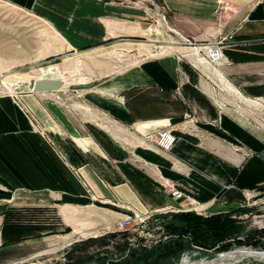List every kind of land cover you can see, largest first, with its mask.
Wrapping results in <instances>:
<instances>
[{"label": "crops", "instance_id": "0c3cea01", "mask_svg": "<svg viewBox=\"0 0 264 264\" xmlns=\"http://www.w3.org/2000/svg\"><path fill=\"white\" fill-rule=\"evenodd\" d=\"M8 1L51 19L70 47L92 45L111 34H144L138 25L130 27L126 23L141 15L132 7L95 0ZM137 1L159 5L178 29L195 41L224 37L225 61L220 62V75L232 90L221 89L219 95L211 87L208 90L201 83L198 86L205 89V98L227 96L233 103L212 102L207 107L196 91L184 88L185 99L195 100L201 107L196 125L206 137L200 139L183 129L189 112L178 101L169 100L167 114L165 99L158 103L156 111L136 114V98L129 95L130 91L156 88L159 98L168 99L175 87L174 61L148 60L120 73L114 81L99 86L95 94L88 96L107 113L109 137L97 136L95 141L67 117L57 118L60 129L46 126V132L65 156L66 165L30 131L18 109L8 99L0 98V226L9 208L70 209L87 204L86 208L94 209L96 199H102L111 209L105 217L107 224L133 211L143 214L146 210H167L172 202L157 191L149 170L140 173L124 163L127 154L118 141L121 136L118 132L125 140L128 137L135 142L132 153L144 165L154 168L164 179L190 185L194 192L192 199L202 205L206 215L245 204L242 199L249 189L261 192L264 200V132L238 109L241 103L255 110L251 99L264 101V0ZM167 127L173 129L175 138L169 156L184 163L179 172L171 169L169 156L138 140ZM228 142L238 143L254 155L242 159L228 148ZM54 201H59L60 206L54 205ZM113 201L121 205H110ZM101 223L98 220L96 224ZM10 248H1L0 254ZM30 253L24 257L32 258ZM5 257L0 264L22 262L16 256H7L6 260ZM9 257L12 260H7Z\"/></svg>", "mask_w": 264, "mask_h": 264}, {"label": "rangeland", "instance_id": "374dc122", "mask_svg": "<svg viewBox=\"0 0 264 264\" xmlns=\"http://www.w3.org/2000/svg\"><path fill=\"white\" fill-rule=\"evenodd\" d=\"M95 1L132 7L139 11L141 15L133 20L134 23L131 20L126 23L128 22L130 27L138 25L144 30V34L138 36L111 34L92 45L70 47L52 24L51 19L38 15L36 11L14 5L8 0H0V98L8 99L28 122L30 131L47 144L60 161L68 165L65 156L46 132V126L53 125L56 130L60 129L57 118L67 117L76 128L79 125L84 129L83 134L95 141L97 136L109 137L107 113L102 106L91 102L88 96L95 94L99 86L114 81L120 73H124L131 67L152 59L171 58L174 61L175 78V87L170 93L171 97L159 98L156 88L155 90L138 88L130 91L129 95L133 99L136 98L135 112L137 114L138 111L142 115L156 111L158 103H162L165 99L164 113L167 114L168 106L171 105L169 100L178 101L189 112L183 129L197 139L206 137V133L196 125L201 107L195 100L185 99L183 90L188 88L196 91L204 106L207 107L212 102L233 103V100L227 96L205 98V89L198 86L201 83L208 90L211 87L213 92L219 95L221 89L232 90L231 86L224 85L219 79L222 65L206 63L204 51L197 52L196 48L207 43L221 41L224 37L195 41L178 29L176 22L170 18L166 10L152 1ZM193 53L196 54L193 55ZM196 58H201L202 65L197 63ZM50 77L64 80V82L59 80L61 86L57 91H33L36 80L52 79ZM240 99L244 100L242 97ZM251 101L256 106L255 110L241 103L238 109L264 132V101L260 98L251 99ZM169 129L173 132L171 127ZM128 131L134 133L133 129L128 128ZM118 135H121L118 141L127 154L125 157L127 161L123 160V162L140 173L148 169L157 191L170 198L172 205H169L167 210H146L143 214L133 211L130 215L123 216V218L132 217L136 213L145 218L140 223L132 220L131 227L128 226L124 230H119L116 224L123 218L117 219L112 224L105 222L107 211L111 209L101 202L102 199H96L98 202L94 201L96 203L94 209L86 208L87 204L77 205L79 208L70 209L60 207L9 208L6 211L7 217L4 218L6 212L2 216L0 249L12 248L9 250L11 252L8 250L1 252L0 262L4 260V256L12 258L16 256L17 261L22 260L16 264H141V257L161 253L163 245L172 240L184 241V248L174 264L179 261L181 263L182 257H186L190 262L210 263L239 250L264 252V200L259 195L261 192L249 189L244 192L245 196L242 199L245 204L206 215L204 209L201 208L202 205L192 199L194 192L190 185L159 176L156 171L152 170L154 168L150 169L149 165H144L132 153L135 149L132 148L135 142L128 137L126 141L121 132H118ZM154 135H145L142 139L139 137L138 140L141 143H143L142 140L145 141L144 144L151 145L169 156L170 150L162 151L157 147L153 140ZM227 146L242 159L254 155L238 143L228 142ZM169 164L175 172H179L184 166L183 162L170 156ZM68 168L77 175L75 170L69 166ZM169 188L180 190L182 196L177 199L173 198L168 192ZM92 199L94 200L95 197ZM53 204L59 205V201H54ZM110 205L120 206L121 204L113 201ZM177 213H193L200 217L226 216L232 221L233 231L225 241L231 245L226 251H234L219 254L226 251L215 252L189 243L187 236L177 238L176 235H168L165 225L172 220L171 216ZM98 220L102 221L101 225L96 224ZM127 238H131L132 242L127 243L125 241ZM247 239L256 242V246L247 244ZM235 241L241 243L237 245ZM46 250H48L47 253H45ZM28 252H31L32 258L26 259L24 256ZM130 253H132L131 256ZM12 258L9 257L7 260H12ZM165 260L160 259L164 261L161 264H173L174 262L170 258ZM229 264H264V261L248 256Z\"/></svg>", "mask_w": 264, "mask_h": 264}, {"label": "trees", "instance_id": "16d2710c", "mask_svg": "<svg viewBox=\"0 0 264 264\" xmlns=\"http://www.w3.org/2000/svg\"><path fill=\"white\" fill-rule=\"evenodd\" d=\"M7 217V212L4 218ZM172 220L167 222L165 230L168 235H176L177 238L187 236L189 243L203 246L205 249L213 250L215 252H223L230 248V243L225 242L232 234V221L228 220L226 216L211 215L207 217H200L193 213H177L171 216ZM240 241H235L239 245ZM247 244L256 246V242L246 240ZM184 248V241L172 240L163 245L161 253L150 256H143L140 258L141 264H161L162 260L172 259L173 264L177 261L179 253ZM132 253H130V256ZM153 256V257H152Z\"/></svg>", "mask_w": 264, "mask_h": 264}, {"label": "built area", "instance_id": "2783aa9c", "mask_svg": "<svg viewBox=\"0 0 264 264\" xmlns=\"http://www.w3.org/2000/svg\"><path fill=\"white\" fill-rule=\"evenodd\" d=\"M224 38H222L221 41H217L215 43H207L204 44L203 46L200 47H196L198 50H203L205 53V61L208 64H213V63H220L221 59L223 61H225L223 55H222V48H223V42ZM193 46V44H192ZM195 48V47H193ZM257 99V98H256ZM168 128V129H167ZM167 128H162L161 130L157 131L154 135V141L155 144L157 145V147L162 150V151H168L171 149L175 138L172 134V131L169 129V127ZM168 192H170L171 196L175 199L180 198L182 196V193L180 190L175 189V190H171V188L168 189ZM145 218L144 217H140L138 216L136 213L133 214L132 217H125L123 219H120L116 224H117V228L119 230H124L125 228H127L128 226L131 227V221L132 220H136L137 222H142ZM127 243H131L132 239L131 238H127L125 240Z\"/></svg>", "mask_w": 264, "mask_h": 264}, {"label": "bare ground", "instance_id": "6f19581e", "mask_svg": "<svg viewBox=\"0 0 264 264\" xmlns=\"http://www.w3.org/2000/svg\"><path fill=\"white\" fill-rule=\"evenodd\" d=\"M195 54L196 53H193V55H195ZM196 59L198 61L197 63L199 65H202L201 58H196ZM221 61H222V59H221ZM219 79L224 85H227L228 87H230V85L228 83H226V81L221 76H219ZM52 80H54V79H52ZM12 85L13 84H11V86ZM10 87L9 88L7 87V88L10 89ZM249 196H250V193H249ZM248 256L253 258V259H256V260H263L264 261V252H257L256 251V253H255L253 251H242V250H239L237 252L229 253V255L227 254V256L219 257L218 259H216L215 261H212L210 263L201 262V261H200V263L199 262L193 263V262L188 261V259L186 257H182V260H181L180 264H229V263H232V261H236L237 262V260L247 258Z\"/></svg>", "mask_w": 264, "mask_h": 264}, {"label": "water", "instance_id": "95a60500", "mask_svg": "<svg viewBox=\"0 0 264 264\" xmlns=\"http://www.w3.org/2000/svg\"><path fill=\"white\" fill-rule=\"evenodd\" d=\"M61 86V82L57 79H38L34 82L33 85V91L34 92H51V91H57ZM234 251V250H231ZM231 251H226L224 253H219V254H225ZM256 253V251H253ZM217 254V255H219ZM216 255V256H217ZM215 256V257H216ZM192 262H197V261H192ZM176 264H180V261Z\"/></svg>", "mask_w": 264, "mask_h": 264}]
</instances>
